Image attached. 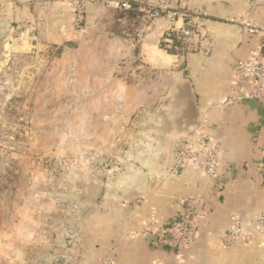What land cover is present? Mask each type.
<instances>
[{"label":"crops","instance_id":"crops-1","mask_svg":"<svg viewBox=\"0 0 264 264\" xmlns=\"http://www.w3.org/2000/svg\"><path fill=\"white\" fill-rule=\"evenodd\" d=\"M127 1L133 8L118 25L109 20L107 0L90 4L88 29H78L70 6L57 0H8L0 7V60L83 41L89 33L95 79L104 84L95 92L96 113H138L143 129L124 142L131 144L121 154L120 171L90 170L91 192L101 196L87 204L85 217L65 225L74 238L53 254L66 258L59 264H264V247L222 243L234 217L250 223L264 212V94L248 98L253 84L235 76L237 63L261 39L243 24L264 25V7H254L253 0H184L181 9L207 16L192 24L190 43L172 54L163 42L181 31L185 20L149 18L138 3L159 0ZM201 124L204 135L221 144L217 175L192 167L175 172V153ZM190 198L200 199L206 209L192 246L172 252L158 237L139 235L148 219L165 225L182 212L180 201ZM28 226L37 230L33 221ZM29 231L13 245L0 240L1 263L10 258L11 264H28L33 251L52 255L54 240L42 237L39 243ZM66 244L72 248L65 250Z\"/></svg>","mask_w":264,"mask_h":264},{"label":"rangeland","instance_id":"rangeland-1","mask_svg":"<svg viewBox=\"0 0 264 264\" xmlns=\"http://www.w3.org/2000/svg\"><path fill=\"white\" fill-rule=\"evenodd\" d=\"M105 9L118 25L125 10ZM89 21L84 28H90ZM84 37L0 60V235L8 236L0 240L13 245L32 221L37 230L29 233L39 236V243L42 237L54 240L52 255L33 251L28 264L66 260L53 254L64 240L74 238L72 230L65 233V225L85 217L87 204L101 196L98 190L91 192L90 170L104 175L108 169L120 171L121 154L131 144L124 142L143 130L138 113H96L95 92L104 84L95 79L89 33Z\"/></svg>","mask_w":264,"mask_h":264},{"label":"built area","instance_id":"built-area-1","mask_svg":"<svg viewBox=\"0 0 264 264\" xmlns=\"http://www.w3.org/2000/svg\"><path fill=\"white\" fill-rule=\"evenodd\" d=\"M8 0H0L3 7ZM67 4L75 15V25L78 29L84 28L88 20V7L97 0H57ZM184 0H159L155 4H145L138 1L139 5L147 9L149 18H158L167 15L172 20L184 19L187 25L176 32L180 44L176 50L184 49L193 37V23L206 17V13L197 10H183L181 3ZM49 2L46 1L45 5ZM254 7H264V0H253ZM106 5L122 10L132 9L131 2L127 0H107ZM192 26V27H191ZM244 29L250 33L260 35V42L249 56L237 63L235 76L237 79H246L253 84L248 98L264 94V25L245 22ZM221 144L204 135L203 124L193 132L188 143L183 145L174 155L175 172L192 167L208 176H216L221 159ZM261 170L264 175V149ZM183 210L165 225H160L156 218L148 219L139 234L144 237H158L165 247L172 252H179L192 246L199 236V231L206 218V212L200 199H183L180 201ZM222 243L227 248H235L241 243L244 246L264 247V212L257 215L253 221L246 223L240 217H234L229 230L223 235ZM110 264V262L108 263Z\"/></svg>","mask_w":264,"mask_h":264},{"label":"trees","instance_id":"trees-1","mask_svg":"<svg viewBox=\"0 0 264 264\" xmlns=\"http://www.w3.org/2000/svg\"><path fill=\"white\" fill-rule=\"evenodd\" d=\"M180 44L179 39L177 38L176 34H171L168 36L167 40L164 42L163 47L169 52V53H176L175 47Z\"/></svg>","mask_w":264,"mask_h":264}]
</instances>
